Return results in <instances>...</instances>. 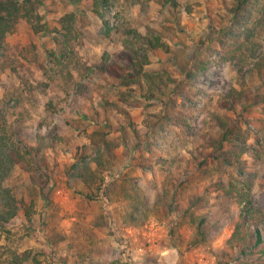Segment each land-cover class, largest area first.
Listing matches in <instances>:
<instances>
[{
	"label": "rangeland",
	"instance_id": "obj_1",
	"mask_svg": "<svg viewBox=\"0 0 264 264\" xmlns=\"http://www.w3.org/2000/svg\"><path fill=\"white\" fill-rule=\"evenodd\" d=\"M231 4L43 0L38 30L20 22L7 36L0 44V126L19 122L28 132L45 134L47 127L55 128L58 140L44 148L41 171L17 166L9 179L30 214L22 210L0 227V264H10L12 252L25 250L35 253L39 264H264V111L247 100L235 110L220 107L229 102L232 87L250 96L264 94V36L253 63L242 66L232 58V37L220 30L232 16ZM68 14L74 15L71 20ZM136 29L160 31L172 46L169 53L152 55L149 67L181 80L175 105L194 114L193 128L178 117L158 116L165 110L163 100L150 101L138 88L130 95L118 79L88 71L105 52L120 50L129 30ZM218 115L248 132L245 144L224 143V149L240 148L235 152L245 162L243 170L224 164L220 151L207 146L221 132ZM26 138L36 142L33 135ZM99 146L111 150L101 155L109 182L131 176L143 188L147 199L139 210L125 199L124 183L106 196L75 175L72 165L82 157L94 165ZM47 178L48 197L41 191ZM240 180L252 182L251 228L258 227L262 238L246 253L227 242L240 221L241 203L235 198L225 201L230 206L225 212L213 193L206 207L182 215L189 200L206 194L209 185L239 181L241 190ZM173 200L182 210L169 212ZM206 213L205 234L196 244Z\"/></svg>",
	"mask_w": 264,
	"mask_h": 264
},
{
	"label": "trees",
	"instance_id": "obj_2",
	"mask_svg": "<svg viewBox=\"0 0 264 264\" xmlns=\"http://www.w3.org/2000/svg\"><path fill=\"white\" fill-rule=\"evenodd\" d=\"M102 1L105 4L110 2V0ZM42 4L43 0H0V44L5 41L8 35L16 31L20 22L30 23L34 29L38 30L37 23L42 18L38 7ZM165 4L177 7L179 0H165ZM229 7L232 16L226 26H222L220 30L232 37L234 42L231 46L232 58H238V61L243 63L242 66H245L253 63V59L261 46V38L264 36V0H232ZM73 16V14H68L70 20ZM63 27L65 28L64 31L69 33V26ZM57 31L54 30L53 32ZM67 39L69 40V38ZM179 45L180 43L176 42V46ZM171 50L172 46L165 40L160 31L148 30L144 33L139 29L129 30L122 48L115 52H105L102 60L89 66L88 71L118 79L119 85L129 89L130 95L138 88L142 96L150 101L163 100L165 110L156 115L162 116L163 114L164 119L168 120L178 117L183 126L193 128L194 114L185 112L175 105L178 96L181 95V80L172 77L167 71L149 67L153 62L151 60L152 55L159 56L160 53H169ZM226 95L229 102L220 104L222 109L235 110L236 106L247 100V105L261 107L264 111V94L250 96L251 94L232 87ZM216 120L221 132L217 137H210L207 146L217 148L220 151L224 164H239L243 170V163L245 162H242L235 152L236 149L239 150L240 148L232 144V149H224V143L238 141L245 144L249 137L248 132L239 123L234 121L229 123L220 115L216 117ZM40 125L42 126V124ZM47 130V134L42 133L41 129L31 133L19 122L10 125V127L0 126V227H5L22 210H25L26 216L30 214L29 210H26L25 201L18 197L14 187L9 184V179L17 166L22 167L27 172L36 169L41 171L44 163L41 158L44 148L48 146V143L54 144L58 140L54 134L55 128L47 127ZM31 135L36 139L34 144L26 138ZM105 144V146H109L107 143ZM241 147L244 146L241 145ZM96 150V157L92 158L94 165L88 161L87 157H82L72 165L75 175L80 177L85 184H96L97 189L106 196H111L113 186L120 182L124 183L121 190L125 199H128L127 202H130L129 206L136 210L142 207L144 205L142 201L147 199L143 188L138 186L131 176L113 178L109 182L103 173L106 163L101 160V155L104 150H108V154L111 155V150L107 147L103 148V146H99ZM161 159L166 161V158L162 157ZM47 182L48 178L41 186L42 194L47 195L46 197L48 194L44 191V187ZM241 182V190H237L239 181H230L229 184L216 181L217 186L212 188L209 185L206 194L189 200L188 207L184 210L174 200L168 204L167 209L169 212L174 211L175 208L180 209L184 211L182 212L183 216L194 215L197 209L206 207L212 201L213 193H215V197L220 202L219 205L227 212L230 206H227L225 201H231L235 198L237 202L241 203L240 221L227 242L231 248L238 246L242 253H246L250 248V243H254L253 247H257L262 243V238L258 227L251 228V224L255 221L251 196L252 182L245 180ZM164 195L162 194L158 198L156 205L163 202ZM208 216L206 213L199 221L197 229L200 238H196V244L204 237L205 232L202 230V225L207 222ZM245 240L248 243L243 245L242 241ZM261 251L264 254V245H262ZM7 260L10 264H26L28 262L39 264V259L31 250L12 252Z\"/></svg>",
	"mask_w": 264,
	"mask_h": 264
},
{
	"label": "crops",
	"instance_id": "obj_3",
	"mask_svg": "<svg viewBox=\"0 0 264 264\" xmlns=\"http://www.w3.org/2000/svg\"><path fill=\"white\" fill-rule=\"evenodd\" d=\"M175 45H176V43H175ZM158 64H159V63H158ZM122 160H123V159H122ZM122 164H123L122 166H123V168H124V164H125L124 161H122Z\"/></svg>",
	"mask_w": 264,
	"mask_h": 264
}]
</instances>
